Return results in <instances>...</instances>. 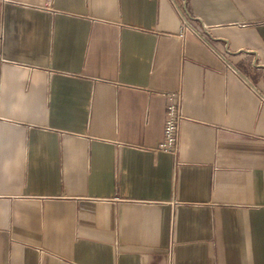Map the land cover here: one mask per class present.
I'll list each match as a JSON object with an SVG mask.
<instances>
[{"label":"crops","instance_id":"0c3cea01","mask_svg":"<svg viewBox=\"0 0 264 264\" xmlns=\"http://www.w3.org/2000/svg\"><path fill=\"white\" fill-rule=\"evenodd\" d=\"M0 264H264V0H0Z\"/></svg>","mask_w":264,"mask_h":264},{"label":"built area","instance_id":"2783aa9c","mask_svg":"<svg viewBox=\"0 0 264 264\" xmlns=\"http://www.w3.org/2000/svg\"><path fill=\"white\" fill-rule=\"evenodd\" d=\"M165 119L163 125V141L158 149L174 154L176 152L179 125L183 120L181 111V94L179 92L165 95Z\"/></svg>","mask_w":264,"mask_h":264}]
</instances>
